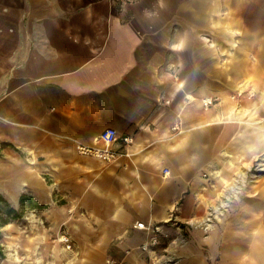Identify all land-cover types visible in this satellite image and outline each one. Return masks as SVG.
<instances>
[{
	"label": "crops",
	"instance_id": "0c3cea01",
	"mask_svg": "<svg viewBox=\"0 0 264 264\" xmlns=\"http://www.w3.org/2000/svg\"><path fill=\"white\" fill-rule=\"evenodd\" d=\"M255 160L264 0H0V195L65 264H155L137 221L171 264H264Z\"/></svg>",
	"mask_w": 264,
	"mask_h": 264
},
{
	"label": "rangeland",
	"instance_id": "374dc122",
	"mask_svg": "<svg viewBox=\"0 0 264 264\" xmlns=\"http://www.w3.org/2000/svg\"><path fill=\"white\" fill-rule=\"evenodd\" d=\"M250 167L252 169L253 164ZM237 179L233 183H237ZM232 192L233 197L237 193V189ZM24 213L25 217L21 214L16 218L9 219L5 224L0 226V244L3 246V256L0 257V264L67 263V255L64 254L61 246L67 251H72L75 248L73 241H70V248H67L64 242L58 241L57 237H59V234L64 233L60 229L56 230V234L49 236L38 234L37 231L39 229L37 228L36 221L33 222L31 210L23 211ZM8 216L5 213L4 203L0 201V217L5 218Z\"/></svg>",
	"mask_w": 264,
	"mask_h": 264
},
{
	"label": "built area",
	"instance_id": "2783aa9c",
	"mask_svg": "<svg viewBox=\"0 0 264 264\" xmlns=\"http://www.w3.org/2000/svg\"><path fill=\"white\" fill-rule=\"evenodd\" d=\"M215 97H210L206 96L202 98V103L204 105H210L215 101ZM177 125H174V128H176ZM119 138V135L116 131L115 128L113 127H106L103 130L100 131L98 134V139L101 141L103 144L102 146H97V145H84V144H78L77 149L80 153L83 154H91L94 155L98 158H101L103 160H110L116 155V151H114L111 147L110 144L114 141H116ZM123 139L125 142H129L131 140L130 136L125 135L123 136ZM261 170H264V162H261L260 160H256L253 163L252 171L253 175L257 174L256 172H260ZM212 215V212L209 213L208 219H210V216ZM136 227L145 229L147 231V238L145 239L144 242L141 243L140 248L144 251L151 252L153 253V259L155 264H171L173 261V257L171 253L166 251L167 254H161V256H156L155 254V245L158 243V237L156 234V227L152 226L150 224H146L143 221H137L135 223ZM206 226V224L204 225ZM64 239L61 241L65 243V246L67 248L71 247V239L70 237L66 234H62ZM184 237H180L178 239V236L175 237L174 239L171 240V244H178V241H184ZM111 261L108 260V263Z\"/></svg>",
	"mask_w": 264,
	"mask_h": 264
},
{
	"label": "trees",
	"instance_id": "16d2710c",
	"mask_svg": "<svg viewBox=\"0 0 264 264\" xmlns=\"http://www.w3.org/2000/svg\"><path fill=\"white\" fill-rule=\"evenodd\" d=\"M0 201L4 203L5 206V213H7L8 217H0V226L5 224L9 219L16 218L19 215H21L20 211L10 205L1 195H0ZM1 238V235H0ZM3 256V246L0 244V257Z\"/></svg>",
	"mask_w": 264,
	"mask_h": 264
},
{
	"label": "bare ground",
	"instance_id": "6f19581e",
	"mask_svg": "<svg viewBox=\"0 0 264 264\" xmlns=\"http://www.w3.org/2000/svg\"><path fill=\"white\" fill-rule=\"evenodd\" d=\"M57 239H58L59 241H61L62 239H64V237H63L62 234H59V237H57Z\"/></svg>",
	"mask_w": 264,
	"mask_h": 264
}]
</instances>
